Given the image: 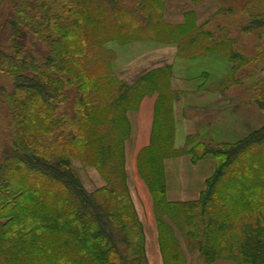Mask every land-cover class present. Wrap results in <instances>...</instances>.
<instances>
[{
    "label": "trees",
    "instance_id": "obj_1",
    "mask_svg": "<svg viewBox=\"0 0 264 264\" xmlns=\"http://www.w3.org/2000/svg\"><path fill=\"white\" fill-rule=\"evenodd\" d=\"M88 1L0 0V32L10 43L8 51L0 50V70L14 84L12 91L2 93L14 124L11 146L0 163V264H149L142 224L126 183L124 142L129 134L126 110L152 91L158 92L153 129L137 166L153 199L163 263L186 264V259L173 228L162 224L159 213L186 222L206 263L226 258L264 264V126L235 143L201 141L192 147V162L213 158L215 171L198 199L169 201L162 161L179 153L173 149L170 67L150 70L131 85L111 77L117 85L107 92L109 105L99 121L89 124L91 98L84 89L102 79L90 78L77 58L93 36L87 23L100 26L101 32L108 24ZM6 2L8 12L2 9ZM107 3L127 13L125 28L117 27L120 32L134 31V12L121 7L119 0ZM163 8L160 28H172L167 31L170 40H114L176 42L178 54L187 57L221 53L233 62L232 70L242 61L231 37H214L215 32L197 26L192 11L185 13L182 24L166 23ZM262 25L264 19L245 29ZM22 30L37 36L32 42L47 45L41 57L20 41ZM260 41L254 59L264 56V37ZM216 43L228 48H215ZM108 78L99 85L105 86ZM68 86L76 89L75 113L56 116ZM258 104L264 108L263 102ZM71 157L91 160L105 183L86 190L70 165Z\"/></svg>",
    "mask_w": 264,
    "mask_h": 264
},
{
    "label": "crops",
    "instance_id": "obj_2",
    "mask_svg": "<svg viewBox=\"0 0 264 264\" xmlns=\"http://www.w3.org/2000/svg\"><path fill=\"white\" fill-rule=\"evenodd\" d=\"M219 7L208 1L195 4L191 0H165L163 18L169 24H182L185 13L192 11L195 24L205 27ZM231 37L233 48L242 58L234 70L233 62L221 53L209 51L195 57L180 56L176 42L137 40L121 44L108 40L104 43V48L113 52L110 62L113 74L127 85L150 70L170 67L169 87L174 92L171 100L173 149L179 153L162 161L169 201L198 199L215 171L213 158L192 162L188 152L192 147L201 141L235 143L264 126V108L258 104L264 103V56L254 59V44L248 32L231 34ZM157 98V91L144 94L135 107L126 110L129 134L124 142L127 183L142 224L149 264L164 263L153 199L139 174L137 161L139 152L150 143ZM104 183L100 177L97 185L86 186L93 190ZM186 255L187 264L203 261L199 250L188 251ZM208 264L247 263L216 258Z\"/></svg>",
    "mask_w": 264,
    "mask_h": 264
},
{
    "label": "rangeland",
    "instance_id": "obj_3",
    "mask_svg": "<svg viewBox=\"0 0 264 264\" xmlns=\"http://www.w3.org/2000/svg\"><path fill=\"white\" fill-rule=\"evenodd\" d=\"M103 1V0H102ZM106 1V2H105ZM118 1V0H117ZM197 3L202 4L204 2H214L220 6L219 12L215 14L212 21L209 24L205 25V29L211 30L215 32L214 37L217 35L225 36L227 35L231 37V34H240L241 32H248L251 35L252 44H254V53H256L257 46L261 43L260 39L264 37V25L261 27L252 28L251 30L245 29L249 24H253L258 22V20L264 19V0H194ZM122 3L120 5L124 9L129 8L134 12L135 17V27L132 29L134 31L129 32L126 28L124 31L119 30L117 27L125 28L124 22L127 13L125 10H114L111 3H107V0H104L103 5H99L100 0H90L87 3L90 4L91 8H93L94 12L100 11V19L103 18V22L108 24L109 29L101 32V27L94 24L92 21L87 23L88 27L91 25V31L93 36H89L88 42L89 44L80 49L79 63L83 66V68L90 75V78L101 77L102 83L97 82L96 79L92 84H90L86 89H84V94L89 95L91 98V102L88 111L90 116V123L93 124V121H99V114L104 111V108L108 106V102L110 98L107 97V92H110L112 88L116 87V83L113 78L115 75L110 74L109 62L113 55L110 50L104 48V43L107 40L116 39L119 42H123L126 40H136L141 38H156L160 40H170L171 35H169L167 31L168 29H172L170 27H162V19H161V10L163 8V3L165 0H119ZM113 4V3H112ZM9 2L4 3L2 9L5 12H8L10 9ZM164 10V8H163ZM250 12V14H249ZM254 15H258L259 17H255ZM195 19V18H194ZM107 21V22H106ZM116 22V23H115ZM114 23V24H113ZM113 24V26H110ZM159 29H163V33L159 31ZM27 30H22L25 32L24 38L20 41L24 43L26 48L32 49L35 53L39 54L41 57L46 51V44L40 46L38 40L36 42H32V39L35 40V35L27 34ZM125 31H128L125 33ZM124 32V33H122ZM7 34L0 32V50L8 51L6 47L10 45L6 41ZM232 38V37H231ZM205 39L208 38L205 36ZM233 39V38H232ZM217 41V40H216ZM250 41V40H249ZM38 42V43H37ZM234 44V41H233ZM216 47L218 49L226 50L228 47L226 45H219L216 43ZM105 49V50H103ZM110 74V76H109ZM108 75V79H110L105 86H101L99 84H103L104 79ZM116 77V76H115ZM13 81L11 77L3 70H0V163L3 161L5 149L11 146L12 143V127L14 124V120L11 117L9 110L7 109L8 105L6 100L3 98L2 93L5 91L10 92L13 90ZM65 101L58 104L57 115L56 116H66L67 113L69 115H73L75 113V94L76 89L72 86L65 87ZM106 96V97H105ZM87 111V108L85 109ZM63 119V118H62ZM12 125V127H11ZM124 133V132H123ZM123 137V135L121 136ZM87 163V164H86ZM70 165L74 173L78 176L82 185L86 190H88V186L97 185L96 180L101 176L97 167L91 160H82L81 158L71 157ZM239 167V164L236 166ZM124 168H125V150H124ZM235 169V168H233ZM139 171V170H138ZM126 174V172H125ZM140 174V172H139ZM141 176V174H140ZM142 177V176H141ZM143 178V177H142ZM103 179V177H102ZM103 182L105 180L103 179ZM127 183V178H126ZM88 185V186H86ZM102 186V185H101ZM128 186V183H127ZM235 184L231 185L229 192L233 190ZM92 187V186H91ZM129 189V186H128ZM89 191V190H88ZM130 193V191H129ZM131 196V194H130ZM132 198V197H131ZM156 214V213H155ZM160 217V221L163 225H168L171 229L173 228V232L175 237L177 238L179 243H182L184 249H182L184 255L187 254L188 251L199 250L198 249V240L189 235L188 226L185 221L181 219L173 220L165 213L157 214ZM157 219V216H156ZM184 241L186 245L184 244ZM165 243V242H164ZM168 242L165 243V246L168 247ZM181 245V244H180ZM186 246V247H185ZM185 250V251H184ZM161 251V249H160ZM167 253L169 252L166 249ZM200 252V251H199ZM162 253V252H161ZM169 255V254H168ZM201 255V254H200ZM163 259V257H162ZM186 264H187V255L185 256ZM201 259L203 260L201 264H208L205 261V257L201 255ZM168 260L171 263V258L168 256ZM149 262V261H148Z\"/></svg>",
    "mask_w": 264,
    "mask_h": 264
}]
</instances>
